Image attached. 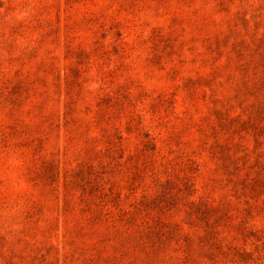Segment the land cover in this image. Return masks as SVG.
<instances>
[{"label":"rangeland","instance_id":"1","mask_svg":"<svg viewBox=\"0 0 264 264\" xmlns=\"http://www.w3.org/2000/svg\"><path fill=\"white\" fill-rule=\"evenodd\" d=\"M0 264H264V0H0Z\"/></svg>","mask_w":264,"mask_h":264}]
</instances>
